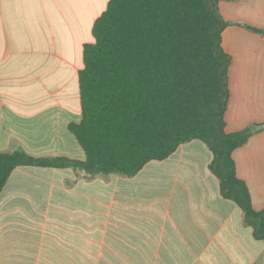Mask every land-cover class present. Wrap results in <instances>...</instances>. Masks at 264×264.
Masks as SVG:
<instances>
[{
    "label": "crops",
    "instance_id": "1",
    "mask_svg": "<svg viewBox=\"0 0 264 264\" xmlns=\"http://www.w3.org/2000/svg\"><path fill=\"white\" fill-rule=\"evenodd\" d=\"M108 1L0 0L1 152L85 159L68 124L81 118L82 49ZM218 6L231 56L225 130L260 124L232 155L261 210L264 0ZM211 160L192 139L132 176L16 166L0 192V264H264V241L221 195Z\"/></svg>",
    "mask_w": 264,
    "mask_h": 264
},
{
    "label": "trees",
    "instance_id": "2",
    "mask_svg": "<svg viewBox=\"0 0 264 264\" xmlns=\"http://www.w3.org/2000/svg\"><path fill=\"white\" fill-rule=\"evenodd\" d=\"M219 1L109 0L93 22V41L83 45L81 118L68 124L85 159L0 151V192L19 165L132 176L181 143L200 139L212 152L209 168L221 195L241 208L264 241V208H253L232 155L260 124L225 130L231 56L222 47L229 22Z\"/></svg>",
    "mask_w": 264,
    "mask_h": 264
}]
</instances>
